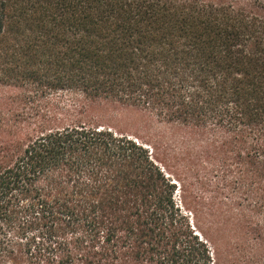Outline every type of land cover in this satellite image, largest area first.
Listing matches in <instances>:
<instances>
[{
    "label": "trees",
    "instance_id": "16d2710c",
    "mask_svg": "<svg viewBox=\"0 0 264 264\" xmlns=\"http://www.w3.org/2000/svg\"><path fill=\"white\" fill-rule=\"evenodd\" d=\"M81 101L217 142L264 213V0H0V264H213L151 151Z\"/></svg>",
    "mask_w": 264,
    "mask_h": 264
},
{
    "label": "rangeland",
    "instance_id": "374dc122",
    "mask_svg": "<svg viewBox=\"0 0 264 264\" xmlns=\"http://www.w3.org/2000/svg\"><path fill=\"white\" fill-rule=\"evenodd\" d=\"M73 113L93 116L151 151L176 182L177 202L210 245L213 264H264L261 201L217 142L114 103L83 104Z\"/></svg>",
    "mask_w": 264,
    "mask_h": 264
}]
</instances>
